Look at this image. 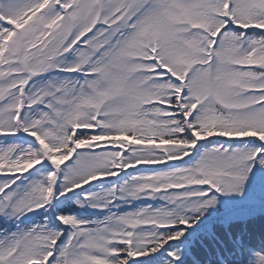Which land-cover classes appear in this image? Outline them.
<instances>
[{
  "label": "snow or ice",
  "instance_id": "6c2138e0",
  "mask_svg": "<svg viewBox=\"0 0 264 264\" xmlns=\"http://www.w3.org/2000/svg\"><path fill=\"white\" fill-rule=\"evenodd\" d=\"M0 264H264V0H0Z\"/></svg>",
  "mask_w": 264,
  "mask_h": 264
},
{
  "label": "trees",
  "instance_id": "16d2710c",
  "mask_svg": "<svg viewBox=\"0 0 264 264\" xmlns=\"http://www.w3.org/2000/svg\"><path fill=\"white\" fill-rule=\"evenodd\" d=\"M70 162V161H69ZM130 171V170H129Z\"/></svg>",
  "mask_w": 264,
  "mask_h": 264
}]
</instances>
